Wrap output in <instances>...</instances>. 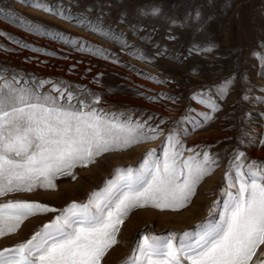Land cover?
<instances>
[{
    "label": "rangeland",
    "instance_id": "rangeland-1",
    "mask_svg": "<svg viewBox=\"0 0 264 264\" xmlns=\"http://www.w3.org/2000/svg\"><path fill=\"white\" fill-rule=\"evenodd\" d=\"M45 2L53 8L59 5L73 15L86 16L93 25L102 20L108 35L36 10L21 0H0V32L5 34L0 35V70L5 77H22L17 86L27 81L36 87L44 81L41 93L52 96L60 95L52 91L56 85L64 92L61 103L71 92L77 98L72 104L77 107L79 100L90 102L98 96L100 103L94 105L98 109L130 114L133 121L146 122V128H157L160 134L155 140L99 155L86 166L77 165L63 190H59L61 181L50 189L37 187L0 196V205L20 201L55 209L25 218L14 232L0 235V252L27 243L73 203H87L92 193L105 189L117 170H138L146 156L149 162L162 160L167 151L166 138L173 129L180 134L185 149L207 150L218 157V166L196 187L185 206L177 210L152 206L131 210L100 264H129L137 243H142L145 236L195 241L215 229L222 223L228 203L225 173L229 162L237 150L253 161L251 154L260 149L259 141L263 139L264 76L260 75L262 69L253 53L264 56V0ZM154 7L160 9L158 16L139 15V10L150 12ZM72 40L79 41L85 49L104 50L108 58L79 51ZM194 45L211 47L212 51L189 53ZM140 55L146 59H140ZM232 77L235 80L226 98L213 93L221 110L212 121L195 131L191 123H180L185 116L200 119L197 112L209 111L190 99L195 92L215 88ZM189 108L195 111L189 113ZM181 129H187V134ZM190 155L194 153L184 152L185 157ZM232 178L235 180V173ZM10 255L11 251L5 252L6 258ZM249 264H264V244L257 246Z\"/></svg>",
    "mask_w": 264,
    "mask_h": 264
},
{
    "label": "snow or ice",
    "instance_id": "snow-or-ice-1",
    "mask_svg": "<svg viewBox=\"0 0 264 264\" xmlns=\"http://www.w3.org/2000/svg\"><path fill=\"white\" fill-rule=\"evenodd\" d=\"M21 2L91 32L108 35L100 18V23L93 25L86 16L73 15L59 5L50 7L45 0ZM159 13L160 9L155 7L150 12L139 10V15L145 17H156ZM199 15L197 12V19ZM28 30L32 31L33 26L29 25ZM0 35L5 34L0 32ZM71 43L79 51L108 58L104 50L85 49L77 40ZM193 51L211 52L212 48L194 45L189 53ZM253 55L259 60L260 75L264 76V56ZM139 58L146 59L143 55ZM21 79L18 75L7 79L0 70V81H3L0 83V196L37 187L54 188L53 181L59 175L71 174L77 165L86 166L99 155L155 140L160 134L157 128H146V122L133 121L130 114L98 109L94 106L100 103L98 96H93L90 102L79 100L77 107L72 104L77 98L71 92L61 103L64 92L60 87L53 85L52 88L59 96L42 94L44 81L36 87L29 86L27 81L17 86ZM234 80L232 77L215 88L195 92L190 99L209 111L197 112L196 117L200 119L185 116L180 123H191L195 131L212 121L214 114L221 110L213 93L220 99L226 98ZM243 98L247 100L248 96ZM168 99L175 102L172 97ZM194 111L188 109L189 113ZM187 131L180 130L185 135ZM166 139L167 151L162 160L149 162L146 156L138 170H117L114 179L106 182L105 189L92 193L87 203H73L27 243L0 252V264H100L131 210L145 206L177 210L185 206L196 187L215 171L219 160L207 150L185 149L176 129ZM259 143L264 145V140ZM185 151L194 155L185 157ZM229 163V171L225 173L228 203L222 223L195 241L145 236L142 243H137L129 264H184L185 261L188 264H249L257 246L264 244V162L249 161L243 151L237 150ZM52 211L55 209L39 203L2 204L0 235L14 232L25 218ZM9 251L12 255L6 258L5 252Z\"/></svg>",
    "mask_w": 264,
    "mask_h": 264
},
{
    "label": "bare ground",
    "instance_id": "bare-ground-1",
    "mask_svg": "<svg viewBox=\"0 0 264 264\" xmlns=\"http://www.w3.org/2000/svg\"><path fill=\"white\" fill-rule=\"evenodd\" d=\"M264 132V130H263ZM263 135V139L264 140V134ZM259 147V145H258ZM124 156V155H123ZM126 156V155H125ZM251 159L254 160V161H261V162H264V145L260 144V149L257 150V151H253L252 154H251ZM124 160V159H123ZM70 177V174H63V175H59L54 181H53V184L57 185L59 182L61 181H64V182H61L62 186H59V190H63L64 187H66L64 184L66 179H69ZM44 189V188H43ZM32 222V220L30 221ZM28 224V223H27ZM26 224V225H27ZM29 226V225H28Z\"/></svg>",
    "mask_w": 264,
    "mask_h": 264
}]
</instances>
